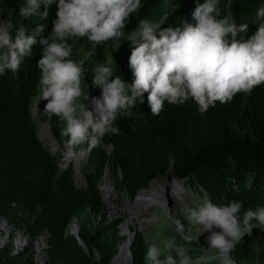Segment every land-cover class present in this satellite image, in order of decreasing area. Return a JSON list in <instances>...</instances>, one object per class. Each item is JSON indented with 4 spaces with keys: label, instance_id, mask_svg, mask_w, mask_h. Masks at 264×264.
<instances>
[{
    "label": "trees",
    "instance_id": "trees-1",
    "mask_svg": "<svg viewBox=\"0 0 264 264\" xmlns=\"http://www.w3.org/2000/svg\"><path fill=\"white\" fill-rule=\"evenodd\" d=\"M22 2L6 0L0 4V15L8 16L11 8L18 13ZM176 3L179 6L170 12L164 26L177 25L181 18L190 19L195 0H171L172 5ZM163 4L164 0H146L140 12L133 14L125 32L132 31L141 18L158 19L165 11ZM261 4L264 0H220L219 7L221 15L231 14L237 23H249L247 32L240 34L247 39L257 30L252 21ZM55 13L53 4L46 21L36 17L25 19L18 14L12 18L17 26L24 24L29 28L45 22L50 32ZM70 43L73 58L85 62L89 69L83 84L85 90L89 85L90 95L100 94L99 87L91 86L92 69L99 64L111 63L114 75L131 82V44L127 39L122 38L115 51L108 42L93 52L86 37ZM39 55V48L34 47L33 55L25 58L18 72L0 75V218L17 229H26L31 238L30 247L18 255L13 253L11 238L10 245L0 248V264H36L31 246L45 232L48 264H111L122 239L117 230L119 221L106 225L107 220L98 216V182L107 165L112 166L109 172L116 178L115 183L126 188L121 187V192L136 195L143 187L140 184L172 168L176 177L188 178L193 187H203L214 203L243 200L244 209L264 206V84L255 87L250 95L237 93L228 103L217 102L204 113L198 112L190 100L179 106L165 103L162 111L154 115L145 93V103L134 109L138 115L118 119L119 135L106 136L96 147L84 144L90 148L91 170L86 174V187L78 188L73 185L71 170L60 169L61 154L53 155L38 138L32 104L41 95L40 70L36 67ZM46 103L41 101L38 117L52 123L53 132L63 145L68 139L61 132L64 122L47 115ZM249 184H253L250 189ZM26 211L28 219H21L19 213ZM74 219L81 222L79 237L88 253L68 234ZM134 234L130 246L132 264H145L146 242L141 234ZM176 238L191 246L178 234ZM252 240L236 245L232 257L239 264L264 263V250Z\"/></svg>",
    "mask_w": 264,
    "mask_h": 264
},
{
    "label": "clouds",
    "instance_id": "clouds-1",
    "mask_svg": "<svg viewBox=\"0 0 264 264\" xmlns=\"http://www.w3.org/2000/svg\"><path fill=\"white\" fill-rule=\"evenodd\" d=\"M145 2L23 0L18 13L16 8H11L8 16L0 15V75L7 71L18 72L25 58L32 56L34 47H38V86L42 100L47 101L45 112L49 117L54 115L64 122L61 132L68 138L70 145L86 143L90 147L101 145L106 136L119 135L118 119L138 115L134 109L138 104L145 103V93L150 112L154 115L162 111L165 103L179 106L190 100L198 112L204 113L210 107H215L217 102L228 103L237 93L250 95L255 87L264 84V4L256 9L252 21L258 26L257 30L247 39L240 34L247 32L249 23H237L231 14L221 15L220 0H195L190 19L181 18L179 24L167 26L164 25L168 22L170 12L179 5L164 0L165 11L158 19L141 18L137 26L126 33L125 28L133 14L139 13ZM4 3L6 0H0V4ZM53 4L56 5V13L50 32L45 22H38L35 27L29 28L24 24L17 26L13 21V14L25 19L36 17L39 21H46ZM41 5L44 6L43 10ZM85 37L91 43L93 52L101 46H107L108 42H111L115 51L120 48L122 38L130 41L128 67L132 74L131 82L114 75L111 63L99 64L92 69L91 86L99 87L100 94L90 95L89 85L88 90H85L83 84L89 69L85 62L73 58L74 49L70 43ZM48 131L54 133L52 128ZM37 134L43 143L38 130ZM49 151H53V155L59 154L54 153V150ZM68 153L75 155L74 151ZM60 154L61 162L67 155ZM74 158L71 161L67 156L69 163L78 159ZM89 168L91 170L90 165ZM60 169L71 170L70 167L62 169L61 166ZM176 178L204 197L196 206L182 209L186 214L182 220L177 223L169 221V227L165 223L168 228L166 239L147 240L139 233L147 246L145 264H217V259H204L201 241L183 235L179 231L181 227L194 230L197 226L198 232L206 240L204 244L215 249L218 254L228 256L232 264H239L232 253L236 245L246 239L253 238L252 243L264 250V206L244 209L243 200L217 204L203 187L191 186L188 178ZM86 179L85 184L77 186L72 179L73 185L85 188ZM252 187L253 184H249L247 188ZM179 189L181 186L174 188L177 191ZM153 206L160 207L157 210L163 214L169 205L158 198ZM20 218L28 219V216ZM75 220L69 225L68 234L74 236L79 246L88 253L87 246L79 237L80 228L75 231L72 227ZM22 231L28 240L18 242L22 249L16 253L13 247L15 255L25 252L31 244L27 230L22 228ZM176 234L191 246L181 244ZM134 236L131 239L127 235L122 240L111 264H114L118 255L125 257L122 260L128 256L132 264L130 246ZM47 238L45 232L31 246L34 260L38 244L41 246L40 253L48 259L45 254ZM129 239L128 249L124 250L123 245ZM35 263L38 264L36 260Z\"/></svg>",
    "mask_w": 264,
    "mask_h": 264
},
{
    "label": "rangeland",
    "instance_id": "rangeland-1",
    "mask_svg": "<svg viewBox=\"0 0 264 264\" xmlns=\"http://www.w3.org/2000/svg\"><path fill=\"white\" fill-rule=\"evenodd\" d=\"M41 99L42 96L39 95L32 104V112L38 125L39 136H41L40 138L44 140L43 143L49 150H54V153L58 152L66 154L67 152L74 151V156L78 158L77 160L69 163L67 156H65L66 158L61 159L59 164L62 169L70 167V177L75 180L74 184L76 186L78 184H85V174L90 172L88 163L90 148L85 147L83 144L70 145L68 143V139L64 141V143L66 142L65 145H62L60 139H58L53 132V134H51L48 131L51 130L52 123L48 119L43 120L38 117L39 107L41 106L42 101ZM80 161L81 166L78 165ZM111 167V165H107L106 175L103 174L102 178L98 182V184L101 183L100 188L98 187L99 202H101V205H99L100 211L98 216L107 220L106 225L115 224L119 221L120 223L117 224V230L119 231V237L122 240H125L127 235L132 239L134 231L136 233L143 234L147 240L152 238L166 239L168 228L165 223L169 227V221L175 223L179 222L182 220V216L186 215L182 209L196 206L204 197L198 193L199 191L189 187L188 184L183 183L180 179H177L175 177L176 170L172 168H168L165 174L146 180L144 183L140 184V186L145 187L140 188L136 195L130 192H121V187L124 189L126 188L115 183L116 178L109 172ZM94 168L95 172H97L98 168L96 166H94ZM65 171L68 172V170ZM117 171L118 176L122 177L119 173L120 170L117 169ZM113 183H115L114 187ZM175 186H181V189H179V191L174 190ZM167 194H169V196H167ZM154 195H158V198H160L161 201L164 203L166 202L165 205H169L166 211H163V214L157 210L160 207L153 206L154 202H150V199ZM141 196L149 201L141 203L140 207H136V200ZM165 197L167 200H165ZM95 206L98 205L96 204ZM72 227L74 230L78 231L81 227L80 220H75ZM179 231L186 237L189 235L190 237H196L197 240L201 241L204 249L202 251V256H204L205 260L212 261L217 259V264H232L228 256L218 254L215 249L209 248L208 245L204 244L206 243V240L204 236L200 235L198 232L197 226H195L194 230H188L181 227ZM158 235H165V237H159ZM206 235L207 234L205 233V236ZM11 238L14 239L13 247L15 253L22 249L18 242H23L26 239L28 240L26 235L23 234L22 229H17L16 226L7 220L1 221L0 247L9 245ZM195 247H197V245ZM84 248L86 249V247ZM196 249L198 248H194V250ZM123 258L125 257L118 255L114 264H130L128 256L126 258L128 260H122ZM35 260L38 264L49 263V260L46 257H43L38 248H35Z\"/></svg>",
    "mask_w": 264,
    "mask_h": 264
},
{
    "label": "bare ground",
    "instance_id": "bare-ground-1",
    "mask_svg": "<svg viewBox=\"0 0 264 264\" xmlns=\"http://www.w3.org/2000/svg\"><path fill=\"white\" fill-rule=\"evenodd\" d=\"M52 153H53V151H51ZM68 159L69 160H71V161H73L75 158H74V156L71 154V153H69L68 155ZM77 160V159H76ZM79 166H81V161L79 162V164H78ZM152 196V195H151ZM158 195H154L151 199H150V202H158ZM166 198V197H165ZM165 200H167V198L165 199ZM137 205H136V207H140V204L141 203H144V202H147V201H149L148 199H145L144 197H139L137 200ZM168 202V201H167ZM166 203V202H165ZM132 208V207H131ZM76 229V228H75ZM76 231V230H75ZM126 236V235H125ZM129 242H130V239H129V241H127V244L126 245H123V247H124V250H126V249H128V245H129Z\"/></svg>",
    "mask_w": 264,
    "mask_h": 264
},
{
    "label": "built area",
    "instance_id": "built-area-1",
    "mask_svg": "<svg viewBox=\"0 0 264 264\" xmlns=\"http://www.w3.org/2000/svg\"><path fill=\"white\" fill-rule=\"evenodd\" d=\"M19 216H21L22 218H23V217L25 218V217L28 216V212H27V211H26L25 213L20 212V213H19ZM1 221H4V219H3V218H0V222H1ZM37 248H38L39 250H41V246H40L39 244L37 245Z\"/></svg>",
    "mask_w": 264,
    "mask_h": 264
}]
</instances>
